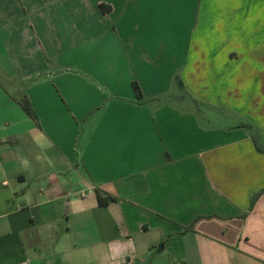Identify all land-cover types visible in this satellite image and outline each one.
Listing matches in <instances>:
<instances>
[{
	"label": "crops",
	"instance_id": "0c3cea01",
	"mask_svg": "<svg viewBox=\"0 0 264 264\" xmlns=\"http://www.w3.org/2000/svg\"><path fill=\"white\" fill-rule=\"evenodd\" d=\"M253 140L264 0H0V264H264Z\"/></svg>",
	"mask_w": 264,
	"mask_h": 264
},
{
	"label": "trees",
	"instance_id": "16d2710c",
	"mask_svg": "<svg viewBox=\"0 0 264 264\" xmlns=\"http://www.w3.org/2000/svg\"><path fill=\"white\" fill-rule=\"evenodd\" d=\"M100 9H101V12L103 14L109 13L111 11V7L107 6L105 4H101ZM179 84H180V86L183 85L181 81H179ZM133 89L135 91L137 100L141 101L143 99V94L141 92L140 87L138 86V84L136 82L133 83ZM24 110L31 118H34L33 114H32V110L30 109L29 106L24 105ZM253 142H254L256 150L260 153H264V149L258 144L257 140H253ZM258 196H259V194L255 195V198ZM96 197H97V201H98V204L100 207H105L108 204L116 201V198L111 197V196H105L104 194H102L99 191H96ZM255 198H254V200H255Z\"/></svg>",
	"mask_w": 264,
	"mask_h": 264
},
{
	"label": "rangeland",
	"instance_id": "374dc122",
	"mask_svg": "<svg viewBox=\"0 0 264 264\" xmlns=\"http://www.w3.org/2000/svg\"><path fill=\"white\" fill-rule=\"evenodd\" d=\"M178 78V77H177ZM177 78H175L174 79V86H173V88H172V92H171V94L172 95H174L175 93H176V95L179 97V98H181L183 95H184V93L182 94V90H181V87H180V84H179V80L177 79ZM170 96V95H169ZM167 100H173V99H169V98H167ZM180 103L181 102H183V99H180V100H178ZM173 102H176L177 103V101H176V99H175V101H173ZM196 108V107H195ZM200 109H201V112L202 113H205V111L206 110H204L202 107H200ZM200 112V114H202Z\"/></svg>",
	"mask_w": 264,
	"mask_h": 264
},
{
	"label": "built area",
	"instance_id": "2783aa9c",
	"mask_svg": "<svg viewBox=\"0 0 264 264\" xmlns=\"http://www.w3.org/2000/svg\"><path fill=\"white\" fill-rule=\"evenodd\" d=\"M23 264H28L27 262H24Z\"/></svg>",
	"mask_w": 264,
	"mask_h": 264
}]
</instances>
